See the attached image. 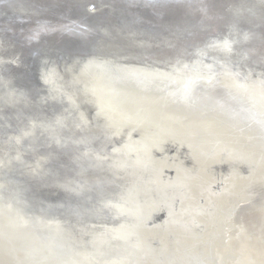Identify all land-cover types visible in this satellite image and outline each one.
Instances as JSON below:
<instances>
[{"label": "water", "instance_id": "1", "mask_svg": "<svg viewBox=\"0 0 264 264\" xmlns=\"http://www.w3.org/2000/svg\"><path fill=\"white\" fill-rule=\"evenodd\" d=\"M101 2L97 3L105 6L91 13L90 0H0V264H83L86 254L105 261L114 257L117 250L118 256H126L133 250L131 238L113 239L106 229H101L122 223V216L104 213L92 205L111 206L121 201L127 209L132 208L140 187L130 188L129 181L118 176L101 189L87 179L97 165L85 162L86 157L101 150L103 145L83 140L81 136H68L64 125L72 119L69 108L68 117L59 122L56 118H44L45 114L57 113L63 107L57 99L49 97V90L38 80L40 65L46 59L57 66L64 59L82 58L72 69H66L65 75L87 73L94 77L99 74L104 89H110L116 100L129 95L148 98L162 93L167 101L161 108L182 115L184 121L212 119L219 128L248 133L249 139L241 145L254 152L250 154L257 160L255 166L264 165L263 161L258 162L260 156L257 157L258 149H264V120L247 102L243 89L217 84L216 75L228 69L226 65L232 72L238 71L237 80L245 75H264V49L259 48V60L252 56L250 47L243 52L233 50V53H225L223 49L227 45L241 44L244 33L249 41L257 40L259 28H264V17H259V12L264 11V0ZM102 32L117 37L121 42L118 45L127 46L132 53L139 55L141 48H148L149 53H144L143 60L135 59L143 65L154 64L157 68L154 62L162 57L165 62L160 63L159 68L167 73L182 75L183 72L187 77L176 76L185 79L181 83L175 78L157 76V73H143L141 69L126 67L135 62L131 59L113 63L108 53L117 46L102 47L94 43ZM132 38L142 41L140 47L130 41ZM155 53L159 57L156 58ZM207 74L214 75L207 80ZM236 78L229 75L228 81L235 82ZM27 114L33 117L27 118ZM26 118L35 121L34 131ZM136 132L137 129L133 131ZM63 141L70 142L73 147L58 148L57 144ZM177 148L179 150L160 149L150 153L156 160L169 155L171 169L178 163L180 170L184 166L191 170L197 157L186 146ZM174 153L176 155H172ZM159 165L142 163L133 172L138 173L139 178H148ZM227 167L215 169V173L228 174ZM176 173L174 168L163 176L172 181ZM170 183L164 189L165 194L156 187H147V192L150 191L147 197L152 194L160 199L167 192L171 195L170 200L166 196L163 201L168 203L164 213L151 217L146 225L152 226L154 233L161 236L168 234L164 219L167 212H180L182 196L188 195V191L191 194V189L184 191L178 180ZM219 187H212L213 191L217 189V192ZM243 193L244 198L247 196L252 202L232 208L229 216L235 220L249 215L252 203L259 201L264 189L248 186ZM59 194L68 204L55 201ZM199 202L198 214H209L202 207L205 199ZM85 206L91 207L92 213L85 214ZM7 218L11 219L12 226H5ZM20 224L26 227L19 229ZM195 232L191 230L186 234L193 236ZM168 239L172 244L175 240L183 243L177 234H171ZM98 240L104 244L101 250L96 248ZM154 246L162 247L160 241ZM166 253L165 250L161 252L158 262L166 259ZM135 254H130L132 261L147 256L148 251L141 257ZM25 258L27 262L22 263Z\"/></svg>", "mask_w": 264, "mask_h": 264}, {"label": "bare ground", "instance_id": "2", "mask_svg": "<svg viewBox=\"0 0 264 264\" xmlns=\"http://www.w3.org/2000/svg\"><path fill=\"white\" fill-rule=\"evenodd\" d=\"M90 1L92 3L91 13L98 11L97 7L105 6L97 3H102L101 1L104 0ZM259 17H264V11L259 12ZM259 30L261 32L260 35L257 34V40L249 41L244 33L245 42L243 40L241 44H236V46H225L223 48L225 53H233V50L243 52L247 47H250L252 56H256V60H259L257 57L259 48L264 49V45H262L264 41H261L264 37V28H259ZM107 36L102 32L94 43L100 44L102 47L117 46L113 48V52L108 53L113 63H121L131 59L130 61L135 62L126 67L141 69L140 71L143 73H157V76H165L168 79L182 75L187 77L186 73L183 72L182 75L172 71L167 73L166 70L159 68L158 65L165 61H162V57L156 53L154 56L161 59L154 62L157 68L154 64H149L148 67L143 65L138 61L143 60L144 53H149L148 48H141V55H138L134 51L132 53L127 46H119L118 44L121 42L117 37ZM146 38L143 36V40L147 41ZM137 39L132 38L130 41L137 43L140 47L142 41H137ZM97 45L93 44L95 47ZM240 47L243 48L240 49ZM125 49H128L127 52ZM81 59H64L57 66L54 65V62L49 63L47 59L41 63V73L38 80L43 82L45 88L47 87L49 90V97L57 99L58 103L63 105L59 112H50L51 115L45 114L46 117L44 118H56L59 122L67 116L66 113H68L69 108L72 119L64 125L68 136L73 135L75 138L81 136L80 138L83 140L86 139L103 145L101 150L86 157L85 162L97 165V169L87 177L90 182H94L97 187L104 189L106 184L110 183L111 180H117L119 176L120 179L129 181L130 188L132 186L140 187V189L136 187L138 197L132 208L127 209L126 204L121 201L111 206H103L98 203L92 205V208L96 206L95 209H100L104 213L122 216V223L114 224L108 229L102 226L101 229H106L113 239L122 241L123 238H131L133 246L131 253L126 256H118L120 252L117 250L113 254L114 257L105 261H100L96 257L86 254L83 258V264H264V193L257 203H252L253 206L250 208L252 211L246 217L235 220L229 216L232 208H237V204L244 202L251 204V198L249 200L247 196L244 198L243 193L248 186L264 189V165L260 166L259 164V168L257 165L255 166L254 162L257 160L252 159L250 154L253 151L241 145L242 141L249 139L248 133L229 128L224 129V127L219 128L212 119L197 122L193 120L184 121L182 115L167 112L161 108L164 105L163 102L167 101L162 93L160 96L154 95L148 98H142L138 95L117 97L118 102H116L117 100L114 98L116 95L112 94L110 89L108 91L104 89L103 82L99 80L101 75L98 74L94 77L93 74L87 73H85L86 75H73L72 73L65 75L64 71L72 69V65ZM197 62L199 63V61ZM226 66L228 69L216 73L219 78L217 84L221 86L229 84L233 88L243 89L246 92L245 96L247 95V102L257 110L258 115L264 120V75L262 73L251 77L245 75L242 76V79L240 77L237 80L235 74L238 71L232 72L231 68ZM213 75L207 74V80L211 79ZM229 75L236 78V83L228 81ZM175 79L181 83L185 80L184 78ZM245 82L247 85H243ZM26 116L27 118L33 117L30 114ZM27 118L29 127L34 131L37 127L35 121ZM135 129L138 132L133 133ZM70 144L68 141H63L59 142L57 147L61 149L73 147ZM183 146L188 147L190 153L197 157L196 165L192 166L191 170L184 166L185 172L180 175L183 171L179 169L181 165L174 163L177 175L172 181H168L163 174L166 171L171 173V170L174 169H171L169 155L156 160L150 152H156L160 149H178L177 147ZM259 150L261 151L259 152ZM172 155H176V153ZM257 157L260 158L258 159L259 163L262 161L264 163V149H258ZM142 163L149 165L152 163V166L160 163V165L158 169L155 167L154 175L147 176L148 178H145L146 176L139 178V174L134 173L133 169L141 166ZM227 165L228 174L226 172L215 173V169ZM243 167H246L247 170L244 171ZM256 168L258 169L255 172ZM185 178H187V183L183 182ZM177 180L178 185L183 187L184 191L191 189V194L188 191V195L186 193L184 197L182 196L180 212L172 214L168 211L167 216L164 217L168 227L166 233L168 234L162 236L155 234L152 226L146 227L147 222L151 217L164 213L163 209L168 203L163 201L166 196L169 199L171 195L167 192L166 196L160 199L152 194L147 197L146 194L148 195L150 192H147V187H156L162 193L165 188L169 187L168 182L177 183ZM217 185L220 186L218 191L216 192L217 189L213 191L212 187ZM170 189L172 188L170 187ZM61 195H56L55 198L58 199L55 201L63 205L68 204L67 200L61 199ZM202 198L205 199L202 207L206 208L205 213L209 214L202 215L197 212L201 207L199 201ZM207 205L211 206L207 208ZM84 213H92L91 207L85 206ZM8 225H13L11 219L7 220L5 226ZM20 227L19 229H23L26 226L20 224ZM191 230L196 231L195 235L187 236L186 233ZM171 234H177L183 243L180 244L176 240L173 241V244L169 242L168 237ZM158 240L162 246L160 248L154 246L157 242L159 243ZM97 243L99 246L96 248L101 250L104 244L99 240ZM163 250L167 252V257L158 262L159 255ZM145 251H148L147 256L141 257ZM14 253L13 251L12 254L14 255ZM132 253H136L135 256L138 255L141 258L132 261L130 259ZM26 262L25 258L22 263Z\"/></svg>", "mask_w": 264, "mask_h": 264}]
</instances>
